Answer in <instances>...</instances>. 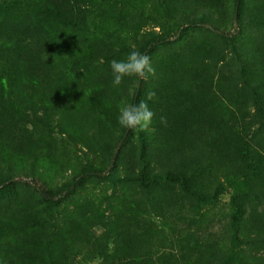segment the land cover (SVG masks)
Masks as SVG:
<instances>
[{
  "label": "trees",
  "instance_id": "16d2710c",
  "mask_svg": "<svg viewBox=\"0 0 264 264\" xmlns=\"http://www.w3.org/2000/svg\"><path fill=\"white\" fill-rule=\"evenodd\" d=\"M131 51L155 75L113 87ZM40 166L71 178L25 200ZM0 202V264H264V0H0Z\"/></svg>",
  "mask_w": 264,
  "mask_h": 264
},
{
  "label": "rangeland",
  "instance_id": "374dc122",
  "mask_svg": "<svg viewBox=\"0 0 264 264\" xmlns=\"http://www.w3.org/2000/svg\"><path fill=\"white\" fill-rule=\"evenodd\" d=\"M235 29V27H234ZM234 31V30H233ZM124 105H126V103H124ZM122 146V145H121ZM121 148V147H120ZM73 157V155L71 156ZM91 160L94 161H100L97 160L96 157H91ZM113 162V160H112ZM112 165V164H111ZM77 167V163L74 159H71L68 161V163L65 165V168H68L69 171L75 169ZM43 166H40L38 168L37 171L42 172L41 174V178L35 177L33 180L36 181L37 183V188H26L24 187L22 184H28L31 185L28 180H30V175L28 174V171H25L23 174H18L15 179L14 182L17 183L18 186V193L19 194H25L24 198L25 200L27 199L28 195L27 194H32L33 197L38 200L39 193L43 190V189H47L49 187L51 188H56L61 186L65 181L69 180L71 178V175L69 174L70 172L67 171V173H62L60 176H56L53 181H50L48 179L47 176L43 175ZM63 168V167H62ZM111 168V167H110ZM109 168V169H110ZM49 168H46V170H48ZM64 169V168H63ZM54 170V168H53ZM61 171V169H60ZM121 178V174L118 173V175ZM118 177H116L117 179ZM32 186V185H31ZM33 187V186H32ZM38 188L40 189V192L38 190ZM111 191H112V184L108 183V182H96V181H92L89 184L85 185L83 189H81L80 191H78L77 193L73 194V195H66V198L58 205L52 207L49 211L52 215V218L54 220V222H56L59 218V214L61 213L64 209L66 210H73L74 206L76 204H83L87 201H94L97 202L103 198H105L106 196H110L111 195ZM228 195V194H227ZM225 195V197L222 198V201L224 204H227V210L229 209L228 207V196ZM59 200V199H58ZM57 201V200H54ZM3 202H0V205ZM39 208V206H38ZM15 209L14 206H11L9 209L10 211H13ZM2 211H6V206H3L1 208ZM81 264H98L96 262L90 263V262H82Z\"/></svg>",
  "mask_w": 264,
  "mask_h": 264
},
{
  "label": "clouds",
  "instance_id": "9594fccd",
  "mask_svg": "<svg viewBox=\"0 0 264 264\" xmlns=\"http://www.w3.org/2000/svg\"><path fill=\"white\" fill-rule=\"evenodd\" d=\"M112 85L117 87L121 85L125 77H138L146 80L149 76L155 75V69L152 67L150 58L142 55L138 51H131L126 59L111 61ZM154 91L147 93V100H140L136 104H129L120 107L118 123L123 128L137 129L140 132H147L153 122L154 113L148 106V100L155 97ZM164 118H161L163 124Z\"/></svg>",
  "mask_w": 264,
  "mask_h": 264
},
{
  "label": "water",
  "instance_id": "95a60500",
  "mask_svg": "<svg viewBox=\"0 0 264 264\" xmlns=\"http://www.w3.org/2000/svg\"><path fill=\"white\" fill-rule=\"evenodd\" d=\"M124 140V139H123ZM123 140L120 141V144L118 145V149L121 147L122 143H123ZM114 158V157H113ZM28 182L32 185H36L35 181L34 180H28ZM72 190V188H71ZM42 196L45 200H58L60 199V196H57L56 198H53L45 193H42Z\"/></svg>",
  "mask_w": 264,
  "mask_h": 264
}]
</instances>
